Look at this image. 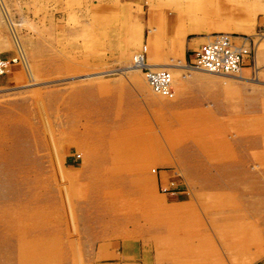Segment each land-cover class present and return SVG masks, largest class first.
I'll return each instance as SVG.
<instances>
[{"label":"rangeland","instance_id":"1","mask_svg":"<svg viewBox=\"0 0 264 264\" xmlns=\"http://www.w3.org/2000/svg\"><path fill=\"white\" fill-rule=\"evenodd\" d=\"M263 25L264 0H0V264H264ZM219 32L238 74L189 66Z\"/></svg>","mask_w":264,"mask_h":264},{"label":"built area","instance_id":"2","mask_svg":"<svg viewBox=\"0 0 264 264\" xmlns=\"http://www.w3.org/2000/svg\"><path fill=\"white\" fill-rule=\"evenodd\" d=\"M250 53V46L241 43L237 44L231 33H214L193 50L194 58L192 65L220 74L235 73L242 66L245 56ZM17 59V57L5 59L4 56L0 55V75L6 73L9 63H14ZM142 69L155 90L164 91L169 95L173 94L168 70H151L147 66L142 67Z\"/></svg>","mask_w":264,"mask_h":264},{"label":"bare ground","instance_id":"3","mask_svg":"<svg viewBox=\"0 0 264 264\" xmlns=\"http://www.w3.org/2000/svg\"><path fill=\"white\" fill-rule=\"evenodd\" d=\"M243 45H245V44H243ZM18 57H21L20 55H17ZM17 56H15V58L17 57ZM17 57V58H18ZM6 59V58H5ZM19 60V58L15 61V62H17ZM14 62V63H15ZM11 64H13V62H10L9 63V65H11ZM156 65H153V64H151V63H149V61H148V58H147V56L144 54V53H142V54H138L136 57H135V59H134V68H138V69H140V71H142L143 73H144V71H143V69H142V67H149L151 70H159V71H165V70H168L169 71V68L168 67H166V66H163V65H161V63H155ZM189 66L190 67H196V66H193V65H190L189 64ZM196 68H199V67H196ZM241 68H242V66L238 69V71L237 72H235V73H230V74H226V73H223L224 75H234V74H238L240 71H241ZM8 69V68H7ZM199 69H201V68H199ZM202 70H204V69H202ZM204 71H206V70H204ZM7 72V71H6ZM208 72H211V71H208ZM211 73H215V72H211ZM145 74V73H144ZM169 74H170V79H171V84H172V87H173V91H174V81H173V76H172V74H171V72L169 71ZM217 74H220V73H217ZM1 76V75H0ZM145 76H146V74H145ZM146 78H147V76H146ZM148 80V79H147ZM148 83H149V81H148ZM149 86L151 87V89L153 90V92H155V93H157V94H162V95H169L168 93H165L164 91H157V90H155V88L154 87H152V85L149 83Z\"/></svg>","mask_w":264,"mask_h":264},{"label":"crops","instance_id":"4","mask_svg":"<svg viewBox=\"0 0 264 264\" xmlns=\"http://www.w3.org/2000/svg\"><path fill=\"white\" fill-rule=\"evenodd\" d=\"M1 36V35H0ZM3 49H5L4 47H3V45H1L0 44V50H3ZM1 55V54H0ZM2 56V55H1ZM238 76H241L242 78H244V76L243 75H238ZM234 79H236V78H234ZM217 82H219V81H217Z\"/></svg>","mask_w":264,"mask_h":264}]
</instances>
